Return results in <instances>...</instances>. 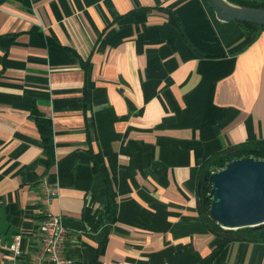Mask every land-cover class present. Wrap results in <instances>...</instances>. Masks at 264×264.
<instances>
[{
    "label": "crops",
    "instance_id": "obj_1",
    "mask_svg": "<svg viewBox=\"0 0 264 264\" xmlns=\"http://www.w3.org/2000/svg\"><path fill=\"white\" fill-rule=\"evenodd\" d=\"M32 108L51 120L48 165ZM256 139L264 30L206 0H0V264L16 235L23 260L37 241L42 179L72 264H264V243L198 213L202 165Z\"/></svg>",
    "mask_w": 264,
    "mask_h": 264
},
{
    "label": "water",
    "instance_id": "obj_2",
    "mask_svg": "<svg viewBox=\"0 0 264 264\" xmlns=\"http://www.w3.org/2000/svg\"><path fill=\"white\" fill-rule=\"evenodd\" d=\"M216 19L264 26V8L206 0ZM209 216L223 229L264 227V159L242 157L210 173ZM201 180L197 184L200 199ZM227 236V234H222Z\"/></svg>",
    "mask_w": 264,
    "mask_h": 264
},
{
    "label": "trees",
    "instance_id": "obj_3",
    "mask_svg": "<svg viewBox=\"0 0 264 264\" xmlns=\"http://www.w3.org/2000/svg\"><path fill=\"white\" fill-rule=\"evenodd\" d=\"M230 2L241 4L249 7L264 8V0H228ZM240 25L245 35L258 36L264 26L248 23V22H236ZM30 116L35 122L38 132L41 138V144L43 148V154L45 155V160L43 162L45 165L50 163L51 145H52V127L51 120L49 117H45L37 109L32 108ZM242 157H254L255 159H264V139L249 140L233 149L224 155H214L212 158L208 159L200 169V199L198 206V213L201 221L207 227V229L217 235L227 234V236H222L226 242L232 240H244L247 242H261L264 243V227L263 228H253V227H241L237 229H223L218 223H216L209 216V207L211 203V197L209 195L210 184L208 178L211 172L219 170L224 167V165L234 159ZM111 222L114 221V206L111 205L110 210ZM107 228H105L103 234H100L99 244H102L106 238ZM98 237V236H97Z\"/></svg>",
    "mask_w": 264,
    "mask_h": 264
},
{
    "label": "built area",
    "instance_id": "obj_4",
    "mask_svg": "<svg viewBox=\"0 0 264 264\" xmlns=\"http://www.w3.org/2000/svg\"><path fill=\"white\" fill-rule=\"evenodd\" d=\"M39 207L42 218L37 226V241L32 245L27 260L23 250L22 234L14 237L9 245V264H72L66 253L68 228L63 216L51 211L56 198L55 188L45 179L39 182Z\"/></svg>",
    "mask_w": 264,
    "mask_h": 264
}]
</instances>
